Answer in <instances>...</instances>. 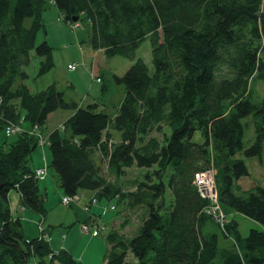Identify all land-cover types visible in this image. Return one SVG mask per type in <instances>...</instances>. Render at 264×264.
Instances as JSON below:
<instances>
[{"label":"trees","instance_id":"trees-1","mask_svg":"<svg viewBox=\"0 0 264 264\" xmlns=\"http://www.w3.org/2000/svg\"><path fill=\"white\" fill-rule=\"evenodd\" d=\"M51 5L65 24H85L92 51L132 62L122 77L113 76L124 87L114 115L102 98L79 104L55 84L37 93L23 84L32 52L40 58L37 77L54 67L46 40L36 44ZM146 39L152 75L135 60ZM263 53L264 0H0V133L30 124L0 146V264H75L40 237L25 240L9 203L16 191L25 210L47 216L31 160L56 111L73 113L45 139L63 195L87 191L103 205L115 200L127 212H140L134 236L106 234L105 264H264V231L243 237L228 219L219 231L231 240L229 247L219 245L216 233L204 232L214 223L204 212L208 200L194 185L195 174L213 171L219 208L264 226V184L246 191L237 185L249 176L239 156L260 158L264 149V98L256 91V83L264 82ZM249 123L254 140L247 146ZM159 133L163 141L154 135ZM101 165L115 181L132 167L146 173L134 190L123 191Z\"/></svg>","mask_w":264,"mask_h":264},{"label":"rangeland","instance_id":"rangeland-1","mask_svg":"<svg viewBox=\"0 0 264 264\" xmlns=\"http://www.w3.org/2000/svg\"><path fill=\"white\" fill-rule=\"evenodd\" d=\"M61 24L67 29L68 33H70L69 40L66 43H62L54 47V49L52 50V59L54 62V67L52 68V70L43 76L37 77L40 58H38L34 52H32L30 55L29 65L23 69L24 72H26L28 76V79L25 80L23 84H25L28 87L31 93H37L39 91H42L46 89L48 86H50L51 84H55L59 90L64 91L63 82H65V85H66L67 78L71 76V73L67 70V63L72 64L73 61L76 62V65H77L76 71L78 72L79 69L84 68V67L79 66L78 64L85 63L87 66H89L91 62V58L87 56L89 55V53H92V50L86 44V41L88 40L89 29L85 26V24L78 23L80 25V28L74 31H71L70 27L67 24H65L64 22H61ZM39 35L40 36L42 35V37L44 36L46 37L47 35L46 30L45 32H39L36 38L37 45L43 41V40H40ZM67 45L69 48H72V49L67 50L66 49ZM81 51H83L86 60L85 59L83 61L80 60L79 52L81 53ZM70 53L73 54L74 59L71 58L70 61H68L66 59V54L68 55ZM262 58L264 60V53L262 54ZM103 59H105L107 73L104 79L106 91L102 93L103 97L101 101H102V104H104V106L106 107L107 114L111 115L112 112H114L115 109L117 108L120 102L121 96L124 93V87L122 85L116 84L113 81V76L116 75L118 77H122L131 67L132 62L122 57H113V58L105 57ZM137 59H141L144 62V64L149 69L150 74L152 75L153 66L151 62V47H150L149 40L146 39L145 41H143L140 47L135 52V60ZM76 80H77L76 87L80 88L81 91L80 92L77 91L76 93H72V94L74 97H77V102L80 103L81 100L85 98L86 96V84L87 83L86 81L80 78H76ZM98 89L99 91L101 90L102 92V86L99 85ZM256 91L261 98H264V82L256 83ZM66 99L69 100L68 97H66ZM88 100L89 99H87V101ZM64 113H67V111L66 112L56 111L52 113L50 117H48L47 123L42 133L43 137L41 139H46L48 134L52 130L62 127V124L65 120ZM250 120H251V117H248L246 119H243L242 123L246 125L248 121L250 122ZM19 128L21 131H28L30 130V124L28 122H22L19 125ZM163 132L166 134L168 133L166 129H163ZM164 133H159V134H154V135L160 141H163ZM14 139H15V135H11L7 137L4 132H1L0 133V146L3 144L4 141L11 142ZM113 140L117 141L118 138L113 137ZM194 140L197 142L198 141L200 142L201 137L199 133L195 134ZM253 140H254V130H253L252 124L249 123V127L245 128L244 142L247 146H249L250 143L253 142ZM43 147L44 148L42 149L38 147L36 149L37 153H35V155L36 157L39 156L37 158V161L41 160L42 168L45 169V175L39 180H43L47 177L48 179L47 181L51 183L52 191L50 192L49 197H47V200L45 199L44 206L47 210L46 218L47 219L49 218V221L51 222V224H57L56 226H54V232L52 234V240H53L52 247L59 248V246H61L63 243H66L69 246V248L71 249L76 248L79 250L81 249V246H85L87 244L88 240L94 238L95 241L98 242V245H99L98 247H102L104 249L102 260L105 261L106 248L108 246L105 236L109 231L107 232V229L104 225V219L100 221L102 230L99 232V234L95 236L92 234L94 221H91V223L89 222L83 223V224L80 223V221L88 217L89 214L86 212L89 211V208L92 206L96 207V204H93L91 200H89V203L92 205H88V206L86 205L83 211H79V210L76 211L78 215L82 216L79 221L75 222L74 224L60 226L59 221L61 219L64 220L66 224L70 222V220L72 219L71 218L72 214H70L72 213L71 211L72 208L80 204H84L85 203L84 199H85V196L88 194V192L82 191L81 194L84 195V197L82 199L81 197H79V199L75 202H72L69 204L62 203V199L65 196L63 195L61 189L57 187L58 185H56V182H55L56 177L53 171L51 170V168L49 167L50 152H49L47 143ZM239 157L244 160L248 168V171H249V176L241 178L237 182V185H239L245 191L250 190L258 185H263L264 184V149H263L262 157L260 158H246L244 156H239ZM101 168L103 170V174L105 175V177L108 178L109 181L119 185L123 191L134 190V187L137 181L142 178V175L144 173H146V170L144 169H138L136 167H132L126 170L125 174L121 176L117 181H115V179L111 175H109L107 171H105V168L102 167V165H101ZM40 184L42 185V183ZM165 199H166V208L168 209V206L171 201L170 194L167 193ZM111 204L115 206L116 210L114 212H111L110 207L112 205L109 204V206L107 207L105 206L104 209L101 211V216H104L105 214L110 213V214L116 215L118 217L117 218L118 220L120 221L122 220L121 224H118L120 227H117L116 225V227L119 229L116 228L115 230H111V231H116L119 234H122L128 238L134 236L137 230V228L135 227L139 225L140 212L139 211H135V212L128 211L127 212L125 211L124 205L118 203L115 200H113ZM20 208H22V211L25 210L23 207H20ZM165 211H168V210H165ZM216 214L218 218H215L213 220V223L218 228L214 224L208 223L204 228V232L206 234L216 233L218 235L219 245L221 247H229L231 245V240L224 239L221 236L220 231H219V229H221V225L224 224V221L228 222V219L234 220L238 224V230L241 236L243 237L247 236L248 232L252 229L261 231V229L264 227L261 224L249 218H246L245 216L241 214L235 213V212H230L226 215L220 209L219 213L217 212ZM220 216H223V219L219 218ZM43 220H44L43 218L39 217L40 223L37 224V229L35 225L31 223L28 224L27 226L28 230L31 231L32 233L36 232V234H37V231H38V234H40L39 231L40 232L44 231L45 233H47V231H45L43 227ZM106 225L107 227H109L110 225L109 220H107ZM63 236H65L64 239H63ZM92 249H93V252L92 250H90L87 255L92 261L95 262L97 260L96 255L98 253L95 247H92ZM90 252L93 253L94 255H92ZM98 259H99V256H98ZM127 261L130 263H133L134 259L129 255ZM32 264H36V262H33Z\"/></svg>","mask_w":264,"mask_h":264},{"label":"crops","instance_id":"crops-1","mask_svg":"<svg viewBox=\"0 0 264 264\" xmlns=\"http://www.w3.org/2000/svg\"><path fill=\"white\" fill-rule=\"evenodd\" d=\"M43 19H44V25H45V30H46L47 35H46V37L45 36L42 37V35L41 36L39 35V38H40V40H46L47 44L51 47L52 50L54 49V47H56L62 43H66L69 40V34L70 33H68L67 29L61 24V22H63V21H61L62 20L61 16H60L58 10L54 7V5L53 6L51 5L49 7V9L44 13ZM66 49L71 50L72 48H69L67 45ZM87 57L91 58V62L89 64V66H87L85 63L84 64H82V63L78 64L79 66L84 67L82 69H79L78 72L76 71L77 70L76 68L73 71L68 70V66H70L72 64L76 65V62L73 61L72 64L67 63V70L71 73V76L69 78H67L66 85H65V82H63L64 83L63 88H64L65 96L68 97L69 100H72V101L78 103L77 97H74L72 94V93H76L77 91L78 92L81 91L80 88L76 87V83H77L76 78H80V79L86 81V83H87L86 84V96H85V98H83L81 100V102L79 104L86 103L87 99H89L87 101V103L92 102V101L101 100L103 95H102L101 90L99 91L98 86L99 85L105 86L104 79H105V75L107 73V70H106V65H105V59H103V58H105L104 53L102 51H96V52L92 51V53H89V55ZM71 58L74 59L72 53H70L68 55L66 54V59L68 61H70ZM79 58L82 61L84 59L86 60L83 51H81V53L79 52ZM76 67H77V65H76ZM97 79L101 80V82L100 83L97 82ZM123 95H124V93L121 96L120 102L123 98ZM120 102H119V104H120ZM119 104H118V106H119ZM118 106H117V108H118ZM117 108L115 109L114 112H112L111 115L115 114ZM64 114H65L64 115V119H65L64 122H65L73 113L67 112ZM62 126H63V124H62ZM56 129H58V128H56ZM112 135H113V137H117V138L119 137L118 134H116V133L115 134L112 133ZM114 142H116V141H114ZM42 148H44V147H42ZM35 153H37V151H35L32 154V160H31V168L33 171L42 168V162H41V160L37 161V158L39 156L36 157ZM47 180H48L47 177L43 180H39V184H38L39 190L41 193L45 194L46 200H47V197H49L50 192L52 191L51 190V183L48 182ZM55 182H56V185H58L57 180ZM40 183H42V185ZM57 187H59V186H57ZM81 195L82 194L80 193V197L82 199L84 197V195H82V196ZM92 196H93V193L88 192V194L85 196V199H84L85 203L80 204V205L72 208V210H71L72 213H70V214H72L71 215L72 219L70 220V222L68 224H66L64 222V220L61 219L59 221L60 226L74 224L75 222L79 221L82 216L78 215L76 211L77 210L83 211V209H85V206L88 204V202ZM9 203H10V210H11L12 219L13 220L17 219L21 222L22 233H23V237L25 238V240L30 241L32 239L39 237L38 231H37V234H36V232L32 233L27 228L28 224L31 223V224L35 225L36 229H37V224L40 223L39 222V216H37L36 214L31 212L30 210L22 211V208H20V207H22L21 197L16 191H11L9 193ZM111 203H110V205H112ZM107 205H105V203L103 205V201H101L98 204V206L90 207L88 212H86L84 210L89 215L87 218L80 221V223L81 224L87 223V222L91 223V221L94 219L95 216L99 217L101 208L105 207ZM106 217H107V219H106ZM45 218L43 220V227L47 231V233L49 234L51 248L54 251L63 250L65 252H67L71 256V258L75 261V264H100V263L105 264V261L102 260V257H103L102 255H103L104 249L102 247H98L99 246L98 242L95 241V239L92 237H91L92 239L88 240L87 244L85 246H81V249H79V250L76 248H73V249L69 248V246L66 243H63L61 246H59V248L52 247V241H53L52 240V234L54 232V226H56L57 224H51V222L49 221V218L48 219L47 218L45 219ZM117 218L118 217L116 215H113L110 213H107L106 215L99 217V219H101V221H102V219H104V225L107 229V232L111 231V230H115L117 227H120L118 224H121L122 220L120 221ZM107 220H109V222H110L109 227H107V225H106ZM45 225H46V227H45ZM116 225H117V227H116ZM137 227H138V225L135 228H137ZM117 229H119V228H117ZM261 231H264V228H262ZM64 237L65 236H63V239H64ZM92 247H95L97 249V253H98L96 255L97 260L95 262L92 261L87 255L90 250H92V252H93ZM107 250H108V246L106 248V253H107ZM91 254L94 255L93 253H91ZM98 256H99V259H98ZM56 264H58V263H56Z\"/></svg>","mask_w":264,"mask_h":264},{"label":"built area","instance_id":"built-area-1","mask_svg":"<svg viewBox=\"0 0 264 264\" xmlns=\"http://www.w3.org/2000/svg\"><path fill=\"white\" fill-rule=\"evenodd\" d=\"M70 28L72 31H74V30L79 28V25L78 24H71ZM74 69H75V65L68 66L69 71H73ZM1 102H2V100L0 98V105H1ZM20 133H21L20 128L16 127V126H8L5 129V134L7 137L11 136V135L20 134ZM45 144H46L45 139H41V137H40V142H39L40 147L42 148ZM44 175H45V169L44 168L37 169L34 171V176L38 180L40 178H42ZM194 185L197 187L199 195L203 199L208 200V202H209V206L204 210L206 215L212 217L213 220L215 218H218L216 213L217 212L219 213L220 209L218 206V196H217V191L215 188V182H214V178H213L212 173L211 172H205V173L195 174ZM78 199H79V197H77V196L72 197V198L63 197L62 203L69 204V203L77 201ZM91 201L93 204H97V200L95 198H92ZM110 210H111V212L114 211V207H110ZM219 218L223 219V216H220ZM226 223L227 222L224 221V224L221 225V227H224L226 225ZM101 230H102V228L100 225V220L94 221L92 234L95 236V235L99 234V232ZM39 233H40V239H44L46 242H49V237L44 231H41V232L39 231ZM50 257H51V255H50Z\"/></svg>","mask_w":264,"mask_h":264},{"label":"bare ground","instance_id":"bare-ground-1","mask_svg":"<svg viewBox=\"0 0 264 264\" xmlns=\"http://www.w3.org/2000/svg\"><path fill=\"white\" fill-rule=\"evenodd\" d=\"M211 173H212V175H213V178H214V172L212 171ZM115 210H116V209L114 208V211H115ZM114 211H112V212H114Z\"/></svg>","mask_w":264,"mask_h":264},{"label":"water","instance_id":"water-1","mask_svg":"<svg viewBox=\"0 0 264 264\" xmlns=\"http://www.w3.org/2000/svg\"><path fill=\"white\" fill-rule=\"evenodd\" d=\"M73 22H77V19H74Z\"/></svg>","mask_w":264,"mask_h":264}]
</instances>
